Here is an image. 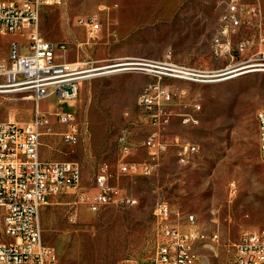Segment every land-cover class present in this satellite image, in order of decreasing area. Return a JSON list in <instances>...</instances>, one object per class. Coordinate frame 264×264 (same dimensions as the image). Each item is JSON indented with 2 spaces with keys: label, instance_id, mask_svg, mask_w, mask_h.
Here are the masks:
<instances>
[{
  "label": "rangeland",
  "instance_id": "1",
  "mask_svg": "<svg viewBox=\"0 0 264 264\" xmlns=\"http://www.w3.org/2000/svg\"><path fill=\"white\" fill-rule=\"evenodd\" d=\"M228 1L63 0L43 7L41 36L63 47L56 51L60 60L78 61L88 70L74 105L55 97L39 102L51 128L41 136V159L75 160L81 167L78 186L50 198L40 211L43 240L56 248L59 264H152L161 239L153 210L160 203L179 211L180 219L192 213L201 228L218 232L216 255L199 250L212 264H234L231 243L242 232L264 226V162L256 120V113L264 111V70L190 81L162 69L174 63L221 74L264 62V0H241L258 12L244 14L241 25L222 37L227 53L214 52L213 38L225 29ZM90 19L100 26L94 37L87 34ZM14 37L23 40L22 34ZM11 40L0 34V61L7 60ZM142 61L152 66L118 65ZM118 68L125 69L110 72ZM157 80L175 93L167 105L169 121L160 129L168 149L150 173H121L123 145L131 147L125 161H153L143 147L151 127L137 99L146 84ZM180 89H186L184 97L178 96ZM194 100L200 104L199 122L184 124L180 114L191 111ZM35 108L30 92L0 88V122L24 125ZM73 108L81 135L70 145L61 139L64 126L56 113ZM185 141L198 150L180 164L174 152ZM102 164L117 200L98 211L80 204L77 221L70 223L68 201L77 192L96 191ZM126 197L135 202L121 201Z\"/></svg>",
  "mask_w": 264,
  "mask_h": 264
},
{
  "label": "built area",
  "instance_id": "2",
  "mask_svg": "<svg viewBox=\"0 0 264 264\" xmlns=\"http://www.w3.org/2000/svg\"><path fill=\"white\" fill-rule=\"evenodd\" d=\"M62 1L0 0V34L13 37L7 60L0 61V77L4 79L0 88L28 91L36 104L34 116L24 125L0 122V264H59L56 248L43 240L40 211L50 198L68 193L81 180V167L77 161H44L39 153L42 134L51 132L46 116L39 112L40 100L55 97L60 103L74 105L88 71L78 61L60 60L56 51H62L63 47L40 34L43 7L58 5ZM257 12L254 6L249 8L241 0H229L222 17L224 33L213 38L214 52L218 55L227 53L229 46L224 44L222 37L241 25L244 14ZM85 25L89 37H94L100 29L94 19L86 21ZM16 34H22L23 40L16 39ZM243 48L244 45H240V49ZM146 62L125 64L152 66ZM162 69L169 77L190 81L217 76L174 63H165ZM186 94V89L178 91L179 97ZM174 95L159 80L143 87L137 104L151 127L143 147L153 161H125V157L131 154V147L123 145L118 166L121 173H150L155 160L167 151L169 144L160 129L169 121L167 105ZM199 109L200 104L194 100L192 110L180 114L182 123L197 124ZM56 118L64 126L60 133L62 141L75 144L81 135L76 109H58ZM256 120L259 125V156H264V111L256 113ZM197 150V144L185 141L176 145L174 153L178 163L186 164ZM108 179V167L102 164L95 176L96 191L91 194L77 192L68 201L67 220L70 223L77 221V206L80 204L90 211H98L117 200L116 191L109 185ZM121 201L135 202L127 197L121 198ZM153 216L161 239L151 259L152 264H212L199 250L201 246H209L210 253L216 255L220 244L217 231L207 232L201 228L192 213H184L180 219L179 211L166 203L158 204ZM175 219L177 221L174 222ZM231 248L234 264H264V226L242 232L231 243Z\"/></svg>",
  "mask_w": 264,
  "mask_h": 264
},
{
  "label": "bare ground",
  "instance_id": "3",
  "mask_svg": "<svg viewBox=\"0 0 264 264\" xmlns=\"http://www.w3.org/2000/svg\"><path fill=\"white\" fill-rule=\"evenodd\" d=\"M118 65H126V64L123 63V64H118ZM251 67H253V68H251ZM254 67H256V68H254ZM122 69H125V68H118V69H115V70H110V72L111 71H118V70H122ZM247 69H249V71H254V70H260L261 71V70H264V62L263 63L262 62H258V63H255V64H249V65H245V66H240L239 68L232 69L231 71L228 69V71H226L224 73H221V74H217V76L218 75H226V77H223L221 79L230 78V77H234V76L239 75V74L246 73ZM258 133H259V125H258ZM260 158L264 162V156H260ZM201 248H204V249L210 251V247L209 246H201Z\"/></svg>",
  "mask_w": 264,
  "mask_h": 264
},
{
  "label": "water",
  "instance_id": "4",
  "mask_svg": "<svg viewBox=\"0 0 264 264\" xmlns=\"http://www.w3.org/2000/svg\"><path fill=\"white\" fill-rule=\"evenodd\" d=\"M249 69L246 70V73H248ZM249 72H252V71H249Z\"/></svg>",
  "mask_w": 264,
  "mask_h": 264
},
{
  "label": "crops",
  "instance_id": "5",
  "mask_svg": "<svg viewBox=\"0 0 264 264\" xmlns=\"http://www.w3.org/2000/svg\"><path fill=\"white\" fill-rule=\"evenodd\" d=\"M198 119H199V117H198ZM199 122V121H198ZM198 124V123H197Z\"/></svg>",
  "mask_w": 264,
  "mask_h": 264
}]
</instances>
